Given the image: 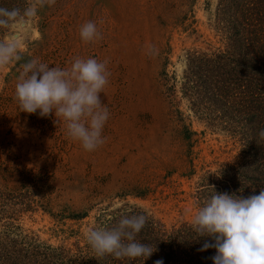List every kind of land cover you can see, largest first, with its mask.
<instances>
[{"label":"rangeland","instance_id":"obj_1","mask_svg":"<svg viewBox=\"0 0 264 264\" xmlns=\"http://www.w3.org/2000/svg\"><path fill=\"white\" fill-rule=\"evenodd\" d=\"M217 3L55 0L9 30L3 39L19 36L22 60L0 70V186L33 204L17 223L24 231L59 246L62 231L83 224L87 232L100 209L125 204L168 226L193 221L191 195L200 177L238 153L231 139L194 117L181 93L186 54L223 47L212 27ZM88 21L96 22L101 40L82 41L79 29ZM77 57L107 61L110 73L101 93L110 113L105 143L92 152L54 123V113L21 112L15 99L20 64L37 59L66 68ZM87 211L90 218L78 225L63 219Z\"/></svg>","mask_w":264,"mask_h":264},{"label":"trees","instance_id":"obj_2","mask_svg":"<svg viewBox=\"0 0 264 264\" xmlns=\"http://www.w3.org/2000/svg\"><path fill=\"white\" fill-rule=\"evenodd\" d=\"M32 2L0 0V7L23 10ZM212 27L223 47L186 54L181 93L194 117L213 132L231 139L238 153L200 177L191 195L196 212L213 194L209 186L218 193L244 197L258 195L264 189V139L258 137L264 129V0H218ZM9 30L0 29V40ZM163 75L177 84L176 75L170 77L166 71ZM21 200L5 194L0 186V222L6 220L0 226V264H143L139 259L98 257L87 241L90 230L110 227L124 214H144L147 218L137 240L151 244L156 251L144 264H213L210 257L216 255L215 249L199 251L204 239L192 240L193 221L168 226L128 204L100 209L94 222L87 225V232L79 223L90 218L89 211L65 213L63 219L79 226L62 231L65 240L61 245H50L17 224L24 213L34 210L31 201L22 204Z\"/></svg>","mask_w":264,"mask_h":264},{"label":"clouds","instance_id":"obj_3","mask_svg":"<svg viewBox=\"0 0 264 264\" xmlns=\"http://www.w3.org/2000/svg\"><path fill=\"white\" fill-rule=\"evenodd\" d=\"M54 4L55 0H36L21 10L0 7V29L22 26L26 19L36 16L38 6ZM84 43L102 39L95 21L84 23L79 29ZM19 36L0 40V70L22 60ZM148 48V54H154ZM15 86V99L21 112L42 118L55 115L54 123L66 128L67 136L92 152L105 143L103 129L109 110L101 100L109 83L107 61L77 57L70 67H49L37 59L20 64ZM264 139V129L258 133ZM213 194L201 206L194 219L192 240L204 239L199 249H215L210 257L213 264H264V189L259 194ZM240 192L243 191L240 189ZM144 214H124L110 227H99L87 233V241L98 257L112 255L116 259H139L143 262L156 251L137 236L146 225ZM156 264H163L157 261Z\"/></svg>","mask_w":264,"mask_h":264}]
</instances>
